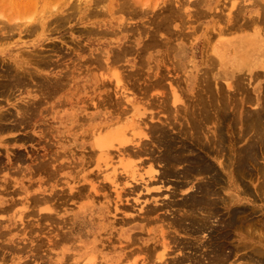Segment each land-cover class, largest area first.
Masks as SVG:
<instances>
[{"label":"bare ground","instance_id":"bare-ground-1","mask_svg":"<svg viewBox=\"0 0 264 264\" xmlns=\"http://www.w3.org/2000/svg\"><path fill=\"white\" fill-rule=\"evenodd\" d=\"M44 1L47 2L49 0H0V10L1 4L8 2L11 5L10 10L18 8L21 12L23 9H25L24 12L30 11L33 4L43 3ZM81 1L78 0L77 3L79 4H76L74 1L71 3L68 0V3L65 5L69 7L54 14L50 12L51 10H46L42 20L36 19L38 23H31L26 20L28 21L27 23L23 19L21 20L25 22V24L21 22L23 25L15 23L12 20V22L6 23V21L1 23L0 41L6 42L8 39L14 38L15 35H21L23 33L31 36L37 33L39 29L41 31L39 33L43 34V37H46L47 34L44 33H55V31H59L60 28L65 27V25L72 21V17L78 16V18L81 17V20H86L87 17L102 16L107 13L101 10V5L103 3L105 4L106 0H92V5L91 3L87 5L84 2L86 4L85 7L81 6ZM123 1L108 0L109 7L105 5L104 7L111 10V13L119 14V12H123L124 14L122 13L121 16L113 17V20H102L97 26L88 21L87 25L92 24L93 26L83 30L87 35L92 36L94 34L114 36V40L111 39L108 42V45L112 47L108 49L103 47L100 49L96 48L95 50L99 51L96 54L94 52L88 53V50L85 48L87 50V56L77 54L78 57L76 61L74 60L73 65L71 63V66L64 65L61 73L57 72L54 76H51L49 74L50 72L48 74H42V72L45 68L52 67L54 70L61 66V63L58 61L61 58L58 60L53 59L55 52L58 50L57 45H59L54 44L56 40L54 43H50L51 45L53 44L52 47L50 46L52 49L47 47L51 51L49 49H40L38 45L40 40H36L30 45H27V43L14 44L15 46H20L19 49L14 51H11V47L14 46H11L9 49L8 45L0 49V53L4 56V58H0V62L2 63L0 64V213L8 211L9 208L11 209L17 203H21L23 206L14 216H8V221L0 219V264H231L235 262H238L237 264H264V207L255 209L248 208L245 203L246 198L243 197L254 194L253 192L250 195L251 187L250 184L248 185V179L255 175L264 178V167L260 164V158L262 159L264 157V82L263 85L260 83V78H264V5L255 11L248 12L245 8L241 11V7H237L239 11L236 10L235 5L237 4H234V9L238 11L234 15L230 13L233 7L232 5L229 9L230 12L228 11L229 13H226L229 15L224 18L227 21L226 24L224 22V24L222 23L223 26L210 28L201 37H198L200 40L203 39V52L200 49L202 45L198 47V43L192 44L194 58L200 55L199 57H201L202 61L201 64L194 61L192 65L197 69V73H195L196 77L194 76L192 79L184 80L181 75L179 78H174L172 75L170 77L169 73L173 72L174 69L173 71H167L166 66L163 67L162 65L161 68L159 64H161L164 55H160V62L158 64L156 62L154 71H152L154 67L150 66L151 59L148 57L145 59L148 48L152 45L162 44L161 46L164 47L169 46L166 38H164L166 40L165 42L157 39V36L159 38L160 35L158 32L165 28L168 22L170 24L178 20V15L176 16L172 12L173 10L162 9L165 7L161 8L160 6L161 10H163L162 17H164L157 24L154 21V27H152L154 30L151 29L152 32L149 31L150 38L146 44L145 42L143 43L146 47L143 46L135 49L139 64L138 67L131 70L133 65L129 64L130 59L128 62L127 55H131L130 52L134 53L132 47H134L135 43L131 42L132 38L130 39L127 34L125 35L128 29L127 25L130 23L129 26L134 28L135 25H131L132 18L137 16H141L142 18L148 12L145 10L142 12V9H139L141 10L139 12L133 8L134 3L132 4V1H137L140 5L142 4L138 0L130 1L132 5ZM56 2H60L59 4H61V1L56 0ZM137 2L135 3L136 8H140L141 6L139 5L138 7ZM58 3L57 6L55 4L53 5L57 9L60 6ZM249 5L247 4V6ZM153 6L155 7V5ZM175 7L178 6L176 5ZM197 7L194 8L197 9ZM210 10V8L206 9V13L204 14L211 15ZM29 11L25 12L26 15L27 13L29 14ZM180 11L178 10L177 12L180 14ZM198 11H196V14ZM216 11L217 9H215ZM21 12H18L20 16ZM212 12L214 13V10ZM223 12L220 14L223 15ZM25 13H22V15ZM39 15L41 17L42 14ZM122 15H125V17ZM219 16L215 17L217 19L223 18ZM0 17L2 18V15ZM12 17L10 16V18ZM199 18L201 19V16ZM231 19L232 22H229ZM186 20L187 18L184 20L185 23L187 22ZM180 21L182 22V20ZM112 22L116 23L111 25ZM193 23L195 24V21ZM219 23L217 24L219 25ZM198 25L201 26V24ZM108 26L112 27L111 31L105 30ZM182 26L180 25V30ZM204 27L206 28V26ZM165 29L163 30L165 31ZM180 30L173 31L172 29V34L176 38H182V40L189 39L193 34L191 32L188 33L189 31L184 33L183 30ZM230 32L235 33L236 36L228 41L223 37L225 33L227 35ZM167 36H169V33ZM193 36L195 35L193 34ZM67 43L73 44L75 42ZM76 43L78 44V42ZM80 45H82V41ZM79 47H77V50ZM62 49L64 48L62 47ZM74 49L76 50V48ZM169 49L171 50V48ZM178 49L181 52L182 47L179 46ZM7 52L10 53L5 58ZM70 52L72 50L69 51V54ZM172 52L169 51L166 54L171 56ZM72 57L71 62L75 59V57ZM186 57L187 52L182 50V53L179 55V63L172 62V64L175 63V66L178 67ZM172 58L170 61H173L175 57L173 56ZM165 59L167 61L168 58ZM87 63H89L88 68H92V70L96 69L98 71L106 68L111 73L112 69L113 71L114 68L117 67V69L111 75L107 74V78L102 75L98 83L96 81L95 88L97 89H93L94 92L96 93L98 89H104L102 91L103 93L97 92L90 100L88 96L85 97L86 100L84 98V102L88 100L91 103L93 102V107H91L93 111L87 114L83 112L84 115L78 117V121L80 122V126L78 127L84 129V131L79 136H77L78 134H69V131L68 134L64 135L58 131L59 128H62L60 127L61 124H55V122L60 123L58 116L59 113H62L60 112L62 109L61 106L60 111L56 110L51 113L55 117L53 120H50L47 116L50 115V110L54 109L55 106L54 108H50V110H46V105L50 103L51 98L53 99L55 95L64 90L71 80H74V78L76 80L79 79V72H83L82 69L86 68ZM124 63H128L127 66ZM218 63L224 68H226L227 64L231 65V72L225 73L227 78L226 81L223 80L225 85H222L223 82L219 83V75L215 72L218 70ZM201 65H204V68L200 69L199 67ZM175 66L173 67L175 68ZM123 67V71L127 72L126 75H123V71L117 72L118 68ZM102 71L98 72L101 74ZM176 71H179V69ZM141 76L143 78L146 76L145 78H148L149 81L147 88H144L146 90L143 91L149 92L150 89L153 90L159 87L162 89L167 88L169 93L163 90L167 93H159L161 96L158 94L159 97L157 96V100L155 99L156 96L152 97L148 94L149 98L146 100L147 103L134 101L132 99L133 97L131 98L127 95L128 89L126 88L127 85L125 82L132 81L133 83V80L140 79ZM245 81L247 82L244 83ZM164 82L168 83L164 84ZM248 86L252 87V91L248 89ZM26 91L29 92L30 96L20 97V94ZM33 93H39L40 96L38 97ZM151 94L153 95L154 93L151 92ZM59 97H61L60 94ZM80 99L79 97L77 102ZM82 99L81 101H83ZM154 100L157 101L156 104ZM71 104L73 105L74 103ZM247 105L253 106V109ZM67 106L65 107L67 108ZM56 107H58L57 104ZM62 107H64V104ZM154 110L158 112H153ZM170 111L174 113L171 114L173 116L165 117L164 119L158 116L161 113L163 116L164 113L167 114ZM161 119H163V124H160ZM48 125L50 126L49 128H47ZM42 126H44L43 130L38 131V128ZM28 128L33 129V133L24 137L27 140L34 139V135H37L41 140H45L48 135H46L47 133L44 130L47 129L49 133L48 140L51 142L46 143V147H52L53 145H57L58 147L52 164L41 162L38 165H34L35 168L33 170L36 173H50L52 179L59 176L58 168H65V164H61L62 157L65 159L66 154L73 155L75 153L74 155H76V152L78 153L79 151H81L78 153L80 156L79 164L81 166L76 165L73 169L83 167L85 168L82 170L83 173L89 166L95 168L87 174L81 175L80 179L84 185L70 187L69 194H61L60 192L61 195H58L56 193L57 200L59 199L60 202L63 201L61 203L63 206H65V201L74 200L79 203V201L86 200L87 204L78 206L79 212L85 210L88 206L98 207L100 210L104 206L107 207V209L103 208L105 212L108 211L107 213L111 214L110 218L100 215L98 222H103L104 218H106L111 221L113 220V222L116 221L117 224L120 219L117 216L121 213L124 217L126 216V219L127 217L130 219V221L127 219L129 223L138 219L142 220V222L148 220L151 223L152 221H160L159 231L156 234L148 231L149 233L146 239L134 237L132 234V239L127 237L130 240L126 243L124 242L126 245L122 243L124 246H116L112 240L114 237H102L101 233H98L91 240H82L81 238L83 237L75 238L77 228L75 221L77 220L74 219L75 224L70 225L68 217L58 218L60 212L55 209L56 206L53 203V197L55 195L50 197H45L46 195L39 196L40 194L31 195L29 192V189H32L31 180H28L27 183L25 181L24 183L23 179H9L14 174V170L19 167L18 162L23 159V153H20L21 149L16 151L15 148H10L9 142L21 140L17 138L19 135L15 136L14 133ZM174 130H177V132L173 133L172 131ZM68 135L71 136L68 137ZM55 137H58V140H55ZM184 140L186 141L184 142ZM71 142L75 143L74 148L68 147ZM152 143H155L158 149H162V153L160 152L154 158L153 155L157 150L156 148H152ZM238 143L240 144L239 146H237ZM144 156L149 159L148 162H152L153 160V162L157 161L162 163L163 169L156 171L154 168L156 163L153 162L152 164L149 162L147 166L145 165L142 168L141 166L145 162L148 163L142 160L146 158ZM36 158L38 159V157ZM136 159L142 160L139 166L136 163ZM55 163L59 165H55ZM181 165L183 166L182 169H180ZM46 173L45 176L47 175ZM32 175L35 176V173L33 174L31 171L30 176ZM42 175L44 176V174ZM33 177H30V179L33 180ZM167 177H174L175 179V185L173 184L175 187L173 186L174 191L172 190L171 197L177 194L176 191L186 189L182 195L183 198L178 200L172 198V200H166L167 202L163 200L162 204L151 208L146 206L149 209H145V206L142 205L144 202H139V199L145 196H141L142 189L146 193H149L153 189L159 190L160 187H156L157 183L160 182V179L165 180ZM255 177L252 179H255ZM263 178H259L258 180H264ZM39 185L38 189L40 187ZM258 185L256 186V192L258 194H255L258 195V200L264 203V181ZM140 188L142 189L140 190ZM106 189L107 191L109 190V193L106 192ZM22 193L25 194L22 199L19 200V196L18 198L16 197L18 201L14 199L16 195H21ZM112 194L113 197L110 199L111 197L109 195L112 196ZM123 196L124 198L127 196L133 197V200L130 199L135 203V206H140L139 210L136 209L135 211L136 213L138 211L137 214L128 213L130 211L128 209V212L123 211L124 208H127L126 206L130 207L127 204L129 199L125 198L126 200H122ZM99 198L100 201L104 199V202L99 203ZM124 201L127 202L125 203L127 205H122ZM157 203L158 201L155 200V204ZM59 204H57V208H59ZM259 211H261V214L258 215ZM139 212L143 213L142 217V213L139 215ZM167 213L168 215H166ZM154 215L157 219H154ZM72 220L73 217L69 219V221ZM90 220L92 221V219ZM113 222L111 223L113 224ZM103 223L102 229L105 230L107 228ZM13 225V228L10 227ZM135 227L137 226L134 224L129 226V228ZM43 228L45 229L44 233L42 232L44 230ZM141 228L145 229L146 226H142ZM14 230H18L17 233H14ZM174 231L182 232L186 237V243L177 241L176 237L173 236ZM87 233L93 235L96 232L91 230ZM135 235H140V233L136 232ZM77 239L82 240L80 245H78L77 242L79 241ZM136 245L138 247H134ZM174 247L175 250L181 251L180 254L182 253V255L175 251L177 254L172 257L171 253ZM187 249L195 250V253L192 254L193 252L191 251V254L187 256L183 253V250L187 251ZM106 250H110L112 255L108 254ZM136 251L146 253V257L142 262L138 263L135 256H132L134 257L133 261L131 258L129 259L133 263L131 261L128 262V256L131 257ZM196 251H201L200 259L196 257ZM124 253L126 254L125 256L123 255ZM192 255L193 257H191Z\"/></svg>","mask_w":264,"mask_h":264},{"label":"rangeland","instance_id":"rangeland-1","mask_svg":"<svg viewBox=\"0 0 264 264\" xmlns=\"http://www.w3.org/2000/svg\"><path fill=\"white\" fill-rule=\"evenodd\" d=\"M55 1V2H54ZM57 1H61V4H59L58 2H56V0H49V1H44L43 3L42 2H39V3H37V4H33L32 6H31V9H30V11H29V14L27 13V15H26V13L25 12H28V11H25L24 12V10L25 9H23L22 10V12L21 11H19L18 10V8L17 9H13V10H10L11 9V5L10 4H8V2H6L5 4H1V10H0V15H2V20L0 21V24L1 23H4V22H6V23H8V22H12V21H15V23H19V24H25V22L24 21H26V20H28L29 22H31V23H38V22H36L37 20H42L43 19V17H44V12L46 11V10H51L50 12H53V14L54 13H57V12H59V11H63V10H65L66 8H68L69 6H67V5H65L66 3H68V0L66 1V0H57ZM63 1V2H62ZM74 1V3H76V4H79V3H77V1L78 0H73ZM73 1L72 0H70V2L71 3H73ZM86 1H88V2H86ZM102 1H105V0H102ZM130 1H132V0H129V2H128V0H124L123 2H126L127 4L129 3V4H131V2ZM140 3L142 2V4L140 5L137 1V5H138V7H139V5L142 7H140V8H136L137 6H136V2H134V1H132V4L135 6H133V8H135L137 11H139V12H141V10H139V9H142V12H144V10L146 11V12H148V13H146L145 14V16L144 17H142L141 18V16L140 17H135V18H132V21H131V25L132 26H134L135 25V27L137 26V27H141V28H135V31H134V28L132 29L131 28V26H129L130 25V23H129V25H127V27H128V29L126 30L127 32H125V35L127 34L128 35V37L131 39V42H134L135 43V45H134V47H132L133 49H132V51L134 50V53H132V52H130L131 53V55L129 54V55H127V58H128V62H129V59H130V62H129V64H132L133 65V68L131 69V70H133V69H135V67H138V62L139 61H137V60H139L138 58H137V53H135L136 51H135V49H138V48H141V47H146V45H144L143 43L145 42V44H146V42H148V40H149V38H150V34H148V33H150V32H152L151 31V29L152 30H154L152 27H154V21H156V24L158 23V22H161L162 21V19H163V17H162V13H163V10H161V8L162 7H165V8H162V9H168V10H173L172 12L177 16V21L176 22H174V23H170L169 24V22H168V24H166V26H165V28L166 27H168V28H163V29H165V31L163 30V29H161V31L160 32H158V34L160 33V35L163 37V35H164V37H163V39H162V37L159 35V38H158V36H157V39L158 40H160V41H168L169 42V46H167V47H164V46H161L162 44H156V46H154V45H152L151 47H149L148 48V51H147V54L145 55V59L148 57L149 59H151L150 60V66H152V67H154L155 66V64H156V62H157V64H158V62H160V55H164L163 57V59L161 60L162 62H161V64H159L160 66L162 65L163 67L164 66H166V69H167V71H173V69H174V73L173 72H171V73H169V75H170V77H174V78H179L180 77V75L181 76H183L182 77V79H184V80H186V79H192V77H194L195 76V73H197V69H195L192 65H193V63H194V61H196V62H198L199 64H201V61H202V59H201V57H199L200 55H198L197 56V54H195L197 57L196 58H194V49H193V45L192 44H195V43H198L199 45H198V47L200 46V45H202V47H200V49H201V51L203 52L204 50H203V39H201L200 40V38L198 39V37H201V35L202 34H204V33H206V30L208 31L210 28H216V27H218V26H223V24H224V22H225V24H226V19H224L227 15H229V14H226V13H229L230 12V7L233 5V7L231 8V12L230 13H233L232 15H234V13H236V12H238L239 11V7H241L240 9H241V11H243L242 9L243 8H245V10L246 11H248V12H252V11H255V10H257V9H259L260 8V6H263L264 5V0H257L256 2H255V0L254 1H252V0H233V1H230V0H189V1H187V0H173V2H172V0L170 1V0H143V1H141V0H138ZM176 1V2H175ZM191 1V2H190ZM193 1H195L194 3H193ZM52 2V3H51ZM88 5V4H90L91 3V5H92V0H82L81 1V6L82 7H85L86 6V4ZM160 2H161V4H160ZM167 2V3H166ZM180 2V3H179ZM200 4H199V3ZM231 2H232V4H231ZM57 3L60 5L59 7H58V9L56 8V6H57ZM103 3V2H102ZM101 3V4H102ZM155 3V4H154ZM159 4V5H157V4ZM163 3V4H162ZM167 4V5H165V4ZM168 3H170V4H168ZM173 3V4H172ZM175 3V4H174ZM179 3V4H178ZM183 5H182V4ZM185 3H186V6H185ZM196 3H198L197 5H196ZM254 3V4H253ZM259 3V4H258ZM56 5V6H53V5ZM100 4V5H101ZM131 4V5H132ZM145 4V5H144ZM172 4V5H171ZM190 4V5H189ZM193 4V6H191ZM221 4V5H220ZM234 4H237V5H235L236 6V10H238V11H236L235 9H234ZM241 4V6H239ZM243 4V5H242ZM247 4L249 5V6H247ZM260 4H262V5H260ZM46 5V6H45ZM104 5L105 6H108L109 7V2H108V0H106V2H105V4L103 3V5H101L100 7L102 8L101 10L102 11H106L107 13L106 14H108V15H106V14H104V15H96V16H92V17H87L86 18V20L84 19V20H81V17L80 18H78V16H75V17H72L71 18V22H69L67 25H65V27H63V28H60V30L59 31H55V33L53 32V33H51V32H49V33H44V34H47V36L46 37H43V34H41V33H39V32H41L40 31V29L37 31V33H34V34H32L31 36L29 35V34H25V33H23V34H21V35H15V37L14 38H12V39H8V40H6V42L5 41H0V49H3L4 47H6L7 45H8V48L10 49V47L11 46H14V47H11V51L13 50H16V49H19V47L20 46H15L17 43L18 44H24V43H27V45H30V44H32L33 42H35L36 40H40V43L38 44L39 45V47H40V49H45V50H47V49H52L51 47L53 46V44L51 45L50 43H54L55 42V40H56V42L54 43V44H59V45H57L58 46V50L59 49H61V50H57L56 52H55V55L53 56V59H56V60H58V59H60L61 58V60H58L59 61V63H61V66L60 67H57V68H55L54 70H53V68L52 67H50V68H45L44 69V71L42 72V74H48V72H50L49 74H51V76L53 75L54 76V74H56L57 72H59V73H61V69L64 67V65H70L71 66V64L73 65L74 64V62L76 61V58L78 57L77 56V54H81L82 56L84 55V56H87L86 54H87V50H88V53L89 52H94L95 54L96 53H98L99 51H97V50H95L96 48H106V49H108V48H110V47H112V46H109L108 44V42L111 40V39H113L114 40V36H112V35H101V34H94L93 36L92 35H87L85 32H83V30L85 29V28H87V27H92L93 25H99V23H100V21H102V20H104V21H109V20H113L114 18L113 17H117V16H121V14L123 13H121V12H119V14L117 15V14H115V13H111V10H109L107 7H104ZM153 5H155V7L153 6ZM157 5V6H156ZM164 5V6H163ZM174 5V6H173ZM178 6V7H175V6ZM180 5V6H179ZM245 5V6H244ZM4 6V7H3ZM53 6V7H52ZM144 6H145V8H144ZM147 6V7H146ZM161 8H160V7ZM193 7V8H191V7ZM198 6V7H197ZM216 6H218V7H216ZM55 7V8H54ZM174 7V8H173ZM181 7H182V9H181ZM185 7V8H184ZM190 7V8H189ZM194 7H197V9L196 8H194ZM210 8L211 10H210V14L211 15H205L204 13H206L205 11H206V9H208V8ZM220 7V8H219ZM238 7V8H237ZM34 8V9H33ZM47 8H49V9H47ZM105 10H104V9ZM147 8V9H146ZM180 11V14H181V16H180V14H179V12H177L178 10ZM184 8V9H183ZM35 10V11H33V10ZM195 9H196V11H198V9H200L198 12H197V14H196V11H195ZM215 9H217V11L215 12ZM27 10V9H26ZM52 10H56V11H52ZM174 10H177V11H174ZM184 10V11H183ZM204 10V11H203ZM214 10V13L212 12ZM223 10H224V12H223ZM235 12H234V11ZM8 12V14H7V12ZM161 12L160 14H159V12ZM183 11V12H182ZM192 11H194V12H192ZM223 12V15L222 14H220V13H222ZM229 11V12H228ZM18 12H21V16H20V14L18 13ZM33 12V13H32ZM87 12V11H86ZM192 12V13H191ZM201 12H203V13H201ZM16 13V14H15ZM22 13H25L24 15H22ZM138 13V12H137ZM156 13V14H155ZM218 15H217V14ZM39 14H42L41 15V17H39L40 15ZM84 14V13H83ZM124 14V13H123ZM156 15V17L157 16H159V17H161V18H159V17H154L155 15ZM158 14V15H157ZM182 14H184V15H182ZM190 14V15H189ZM198 14H199V17L201 16V19L198 17ZM202 14V15H201ZM212 14H214L215 16H219V17H223L222 19H223V21H221L222 19H217L214 15L212 16ZM225 14V15H224ZM14 15V17H12ZM16 15V16H15ZM18 15V16H17ZM26 15V16H25ZM33 15V16H32ZM39 15V16H38ZM106 15V16H105ZM111 15V16H110ZM113 15V16H112ZM116 15V16H115ZM192 15H194V16H196V17H192ZM10 16L12 17V18H10ZM23 16V17H22ZM81 16H83V15H81ZM122 16H124L125 17V15H122ZM129 16V15H128ZM183 16H184V18H183ZM205 18H204V17ZM3 17H4V20H3ZM8 17V18H7ZM152 17V18H151ZM187 18V22L185 23V19ZM191 17V18H190ZM9 18H10V20H9ZM25 18V19H24ZM75 18V19H74ZM84 18V17H83ZM126 18H127V14H126ZM131 18V17H130ZM151 18V19H150ZM155 18V19H154ZM159 18V19H158ZM180 18H182V19H180ZM17 19V20H16ZM24 20V21H21V20ZM37 19V20H36ZM198 19V20H197ZM12 20V21H11ZM19 20V21H18ZM152 21V22H150V21ZM180 20H182V22L180 21ZM191 20V21H190ZM197 20V21H196ZM18 21V22H17ZM28 21H26L27 23H28ZM91 22V23H93V25L91 24V25H87V22ZM99 21V22H98ZM150 22V24H149V22ZM195 21V24L193 23V22ZM22 22V23H21ZM182 23V24H180V23ZM197 22H198V24H201V26L200 25H198L197 24ZM221 24H220V23ZM229 22H232V19L229 21ZM116 22H112L111 23V25L112 24H115ZM185 23V24H184ZM217 23H219V25L217 24ZM223 23V24H222ZM22 24V25H23ZM172 24V26H170ZM192 26H191V25ZM194 24V25H193ZM217 26H216V25ZM2 25V24H1ZM102 25V24H101ZM139 25V26H138ZM149 25V26H148ZM180 25L182 26V29L181 30H183V32L185 33V32H188V33H193L195 36H193V34H192V36L188 39H184V40H182V38H176L173 34H172V29H173V31L174 30H180ZM190 26V27H189ZM199 28H198V27ZM204 26H206V28L204 27ZM80 28V29H78V28ZM95 27V26H94ZM146 29H144V28ZM186 27V28H185ZM204 27V28H203ZM81 28H83V29H81ZM112 27L111 26H108V28L107 29H105V30H108V31H111L112 29H111ZM142 28H143V30H142ZM185 30H184V29ZM190 28H192V29H190ZM197 28V29H196ZM203 28V29H202ZM208 28V29H207ZM130 29H132V31H130ZM170 29H171V31H170ZM79 30H82V31H79ZM104 30V32H106ZM147 30H148V32H147ZM167 30V31H166ZM180 30V31H181ZM196 30V31H195ZM199 30V31H198ZM103 31V30H102ZM134 31V32H133ZM141 31V32H140ZM150 31V32H149ZM81 32V33H80ZM140 32V33H139ZM143 32V33H142ZM162 32V33H161ZM196 32V33H195ZM145 33V34H144ZM168 33H169V36H167L168 35ZM81 34H83V35H81ZM166 34V35H165ZM24 35H26V36H24ZM27 35H29V36H27ZM42 35V36H41ZM142 35H143V37H142ZM105 36V37H104ZM149 36V37H148ZM236 36V34L235 33H233V32H230V33H227V35H226V33H225V35H224V37L223 38H225V39H227L228 41H230V40H232L234 37ZM21 37V38H20ZM148 37V38H147ZM168 37H170V38H168ZM174 37V38H173ZM193 37V38H192ZM101 38V39H100ZM142 38H143V40H142ZM164 38H166V40L164 39ZM168 38V39H167ZM174 39V41H173V39ZM193 40H192V39ZM190 39H191V41H190ZM72 40V41H71ZM74 40V41H73ZM66 41V42H65ZM81 41H82V45H80L81 44ZM143 41V42H142ZM172 41V42H171ZM4 42H5V44H4ZM65 42V43H64ZM67 42H71V43H73V42H75V43H73V44H68ZM76 42H78V44L76 43ZM170 42H171V45H170ZM190 42V43H189ZM159 43V42H158ZM173 43V44H172ZM15 44V45H14ZM78 47V46H80L79 48H78V50H77V47L75 46V45ZM143 44V45H142ZM64 45V46H63ZM73 47H72V46ZM129 45H132V44H129ZM159 45V46H158ZM45 46V47H44ZM51 46V47H50ZM83 46H84V48H83ZM179 46H181L182 47V50H184V51H186L187 52V57L186 58H184L183 59V61H181V64H179V66L177 67V66H175L176 64L175 63H179V61H180V58H179V55L182 53V50H181V52H180V49H178L179 48ZM47 47H49V48H47ZM62 47L64 48V49H62ZM72 47V48H71ZM155 47V48H154ZM164 47V48H163ZM28 48V47H27ZM31 49H33L32 47H30ZM69 48V49H68ZM71 48V49H70ZM74 48H76V50L74 49ZM81 48V49H80ZM85 48L87 49V50H85ZM151 48V49H150ZM169 48H171V50L169 49ZM49 49V50H50ZM75 51H78V52H75ZM153 49V50H152ZM169 49V50H168ZM176 49V50H175ZM70 50H72V52H70V54H69V51ZM83 50H84V52H83ZM164 50V51H163ZM166 50V51H165ZM168 50V51H167ZM10 51V52H11ZM51 51V50H50ZM66 51H67V53H66ZM153 51V52H152ZM169 51H173L172 52V54H171V56L168 54H166L167 52H169ZM9 52V53H10ZM58 52V53H57ZM60 52H61V54H60ZM75 52V53H74ZM83 52V53H82ZM9 53L7 52L6 53V55H5V58H6V56L7 55H9ZM69 56H67L66 54ZM72 53V54H71ZM63 54H64V56H63ZM166 54V55H165ZM75 55V56H74ZM202 55V54H201ZM62 56V57H61ZM71 56H73V57H75V59H73V62H71L72 61V59H71ZM175 57L174 58V60L173 61H170V59L172 58V57ZM67 57V58H66ZM72 57V58H73ZM169 57H171V58H169ZM0 58H4V56H3V54H1L0 53ZM165 58H168L167 59V61H166V59ZM173 59V58H172ZM191 59V60H190ZM75 60V61H74ZM164 60V61H163ZM65 61V62H64ZM63 62V63H62ZM170 62V63H169ZM172 62H175V63H173L172 64ZM71 63V64H70ZM163 63V64H162ZM164 63H165V65H164ZM0 64H2L1 62H0ZM127 64L128 63H124V65H126L127 66ZM168 66H167V65ZM175 66V68L172 66ZM121 65V64H120ZM123 65V64H122ZM88 66H89V63H87L86 64V68H84V69H82V71L83 72H79L80 74H79V79L78 80H76L75 78H74V80H71L69 83H68V86L64 89V90H62L61 92H59L57 95H55V97H53V99L51 98V100L49 101L50 103L48 104V105H46V110L47 109H49L50 110V108H54V106H55V108L54 109H52V110H50L49 112H50V115H48L47 116V118L48 119H50V120H53V118L55 117V115H53V114H51L52 112H55L56 110H59L60 111V109L62 108V109H64V107L66 106V105H68L67 106V108L65 107V109L64 110H62L61 109V111L60 112H62V113H59V116H58V121L60 122V123H56L55 122V124H61L60 125V127H62V128H59V132L60 133H62V134H64V135H66V134H68V131H69V134L70 133H72V135L74 134V135H76V134H78L77 136H79V134L82 132V131H84V129H82V128H80V127H78V126H80L79 124H80V122L78 121V117H82L83 115H84V113L83 112H85V114H87V113H90V112H92L93 111V108H91V107H93L92 106V103H91V101H89L90 100V98H92V97H94L95 96V94L98 92V93H101L104 89H98V91L95 93L94 92V90L93 89H97V88H95V84H96V81H97V83H98V81H99V79H100V77H102V75H103V77H106V76H108V75H111V73H114V71H116V69H117V67L116 68H114V71H113V69L111 70L112 72L110 73L109 72V70H107L106 68H104L105 69V71H107V72H105L104 71V69H101V70H98V71H102L101 72V74H100V72H98L96 69H93L92 70V68H88ZM162 66H161V68H162ZM169 66H170V68H169ZM171 66H172V68H171ZM188 66V67H187ZM0 67H1V65H0ZM151 67V68H152ZM176 67H177V69H179V71H176L177 69H176ZM169 68V69H168ZM200 69H202V68H204V65H201L200 67H199ZM87 69H89V71H87ZM122 69V70H121ZM123 69H124V67L123 68H118V70H117V72H120V71H123ZM217 71H215V72H217L218 73V75H219V83H222V85H225V82L224 81H226V76H225V73L226 72H231V65L230 64H227L226 65V68H224V67H221L220 66V64L218 63V65H217ZM50 70V71H49ZM155 70V67H154V69L152 70V71H154ZM64 71V70H63ZM104 72V73H103ZM163 72V71H162ZM179 74H178V73ZM97 73H98V75H97ZM126 71H123V75H126ZM181 73V74H180ZM108 74V75H107ZM176 74V75H175ZM183 74V75H182ZM184 74H185V76H184ZM200 74V73H199ZM101 75V76H100ZM168 75V76H169ZM172 75V76H171ZM176 77H175V76ZM178 75V76H177ZM99 78H98V77ZM146 76H144V78H145ZM196 77V76H195ZM107 78V77H106ZM142 76H141V78L140 79H137V80H139V81H137V80H133V83H132V81H130V82H125V84L127 85L126 86V88L128 89V92H127V95H129V97H133L132 99L134 100V101H139V102H141V103H144V102H146L147 103V101L146 100H148V98H149V96L151 95L152 97H154V96H156V100H157V96L159 97V95L161 96V94L162 93H169V90H167V88L166 89H162V88H159V87H156L155 89H150V93L149 92H146V91H143V90H146V89H144V88H147V84H149V81H148V78H145L144 79ZM141 79H143V80H141ZM221 79V80H220ZM146 80V81H145ZM224 80V81H223ZM109 81V80H108ZM137 81V82H136ZM145 81V82H144ZM199 81V80H198ZM259 81V80H258ZM143 82V83H142ZM147 82V83H146ZM169 82V81H168ZM168 82H164V84H167ZM247 81H245L244 83H246ZM263 82H264V78L262 77V78H260V83L263 85ZM137 84V85H135V84ZM256 83V82H255ZM134 84V85H133ZM144 84H145V86H144ZM141 85V86H140ZM175 85V84H174ZM134 86H136V87H134ZM144 86V87H143ZM133 87H134V89H133ZM131 88V89H130ZM141 89V90H140ZM158 89V90H157ZM161 89H162V91H161ZM197 89V88H196ZM248 89H251V91H252V87L251 86H248ZM27 90H29V89H27ZM137 90H139V91H137ZM163 90H165V91H167V92H164ZM154 91V92H153ZM157 93H156V92ZM196 91V90H195ZM139 92V93H138ZM143 92H146V93H143ZM151 92L152 93H154L153 95L151 94ZM103 93V92H102ZM143 93V94H142ZM156 93V94H155ZM159 93H161V94H159ZM16 94H18V93H16ZM34 95H36V96H40V94L39 93H33ZM59 94L61 95V97H59ZM79 94V95H78ZM145 94V95H144ZM148 94H149V96H148ZM159 94V95H158ZM147 95V96H146ZM23 96H30L29 95V92L28 91H26V92H22L21 94H20V97H23ZM86 96H88L89 97V100L88 101H86V102H84V98L86 97ZM144 96V97H143ZM79 97L83 100V101H81V99L80 100H78V102H77V99H79ZM143 97V98H142ZM146 97V98H145ZM65 98H66V100H65ZM145 98V99H144ZM63 99V100H62ZM74 99V100H73ZM151 99V98H150ZM85 100H86V98H85ZM156 100H154V102H155V104L157 103V101ZM62 101V102H61ZM81 101V102H80ZM65 102V103H64ZM76 102H77V104H76ZM80 102V103H79ZM59 103V104H58ZM71 103H74L73 105L71 104ZM56 104H57V106L58 107H56ZM63 104H64V107H62L63 106ZM76 105V106H75ZM91 105V106H90ZM60 106H61V108H60ZM90 106V107H89ZM248 107L249 106H251V105H247ZM49 107V108H48ZM87 108V109H86ZM68 109V110H67ZM251 109H253V106H251ZM157 110H158V108H157ZM109 111H111L110 109H109ZM159 111V110H158ZM158 111H156V110H154L153 112H158ZM171 112V111H170ZM167 112V114L166 113H164L163 114V116H162V113L160 114V115H158L160 118H165V117H170V116H173V115H171V114H174L173 112ZM169 115V116H168ZM114 118V117H113ZM144 118V117H143ZM138 119V118H137ZM163 119H161V123L160 124H163ZM113 120H115V119H113ZM156 120H158V119H156ZM158 124V123H157ZM47 125V124H46ZM46 125H45V127H46ZM87 125V124H86ZM85 125V126H86ZM53 126L55 127V128H57V126L56 125H54L53 124ZM50 126L48 125L47 126V128H49ZM78 127V128H77ZM43 128H44V126H42V127H39L38 128V131H41V130H43ZM73 128H75V129H73ZM78 130H77V129ZM170 128V127H169ZM46 129V128H45ZM69 129V130H68ZM171 129V128H170ZM56 130V129H55ZM73 130H74V132H73ZM86 130V129H85ZM44 131H46V135H48V137H49V133L47 132L48 130L46 129V130H44ZM65 132V133H64ZM67 132V133H66ZM173 133L174 132H177V130H174V131H172ZM33 133V129H26V130H19V131H16L15 133H14V135L15 136H18L17 138L18 139H21V140H16V141H13V142H9V147L10 148H15L16 149V151H19V149H21L20 150V153L22 154V157H23V159L21 160V161H19V162H21V163H19L18 162V164H19V167H17L16 168V170H14V174L13 175H11L10 176V178L9 179H11V180H13L14 178H16V179H23V181H24V183H25V181H26V183L28 182V180H31V185H32V189H29V192L31 193V195L33 194H40L39 196H45V197H47V196H54L53 197V203H55V209H57V210H59L58 212H60L59 213V215H58V218L59 219H61V217H68V222H69V224L71 225V224H75L76 226H77V228H76V232H75V238H80V237H83V238H81L82 240H85V239H87V240H91V239H93V237L94 236H96V235H98V233H101L102 234V237H104V236H107V237H114L112 240L114 241H112L114 244H116V246H124V245H126L125 243L127 242V241H129L130 239H132L131 238V235L133 234V236L134 237H141V238H143V239H146L147 238V234L149 233V232H152V233H154V234H156V232L157 231H159V226L161 225V222L160 221H158V222H153L152 221V223H151V221L149 222L148 220H146V222H142V220H140V219H138V220H135V221H132V223H129V221H130V219H128V217H127V219L129 220H127L126 219V216L124 217L123 216V214L121 215V213L117 216V218H120L119 219V222L116 224V221L115 222H113V220L111 221L110 219H106V218H104V220H103V222H98V220H99V216L100 215H103L104 217H108V218H110V215L111 214H108L107 212L108 211H106L105 212V210L104 209H107V207H102L101 205V207H102V209L100 210L98 207H96V208H94L93 206H88L85 210H83V211H81V212H79L78 211V206H80V205H83V204H87V201L86 200H82V201H79V203L78 202H75L74 200H69V201H65L64 203H65V206H63L61 203L63 202H60V200L58 199L57 200V194L58 195H61L62 193L63 194H69L70 192H69V188L70 187H80V186H82V185H84V183L82 182V180L80 179V177H81V175L82 174H87L89 171H91L94 167L92 166H89V168H87L85 171H83V173H82V170L83 169H85V168H83V167H78L77 169L75 168V169H73V167H76V165L78 166V165H80L79 163H80V156H79V152H81V151H79V149H78V153L76 152V155H72V154H66L65 155V159H64V157H62V161H61V164L62 165H64L65 164V168L64 169H62V168H58V170H59V176H56V177H54L53 179H52V176L50 177V173H46V172H39V173H36L34 170H33V168H35V166L34 165H38V163H41V162H48V163H53V159L55 158V156H56V150H57V145H53L52 147H46V143H50L51 141H49L48 139V137H46V139L45 140H41V139H39V137L37 136V135H34V139H26V138H24L26 135H31ZM71 135H68V137H70ZM20 137H22V138H20ZM75 137V136H74ZM182 139H184V138H182ZM30 140V141H29ZM34 140V141H33ZM38 140V141H37ZM55 140H58V137H55ZM37 141V142H36ZM48 141V142H47ZM179 141V140H178ZM186 140H184V142H185ZM17 142H19V143H17ZM22 142H24V143H22ZM38 142H40L39 144H38ZM42 142V143H41ZM44 142V143H43ZM79 142V141H78ZM188 142V141H187ZM86 145H88V144H86ZM180 145V144H179ZM240 144L238 143L237 144V146H239ZM14 146V147H13ZM68 147L69 148H74L75 147V143H70L69 145H68ZM152 148H156V152H157V154H156V152L154 153V155H153V158L156 156V155H158L160 152L162 153V149L160 150V149H158L157 147H156V144L155 143H152ZM28 150V151H27ZM30 152V153H29ZM25 154V155H24ZM33 154V155H32ZM51 154H52V156H51ZM78 154V155H77ZM37 155V156H36ZM36 157H38V159L36 158ZM50 159H52V160H50ZM144 157H146V156H144ZM143 157V158H144ZM147 158V157H146ZM142 159V160H144V161H147L148 162V158L147 159ZM40 159V160H39ZM264 157H262V159L260 158V164L264 167ZM27 160V161H26ZM38 160V161H37ZM46 160V161H45ZM49 160V161H48ZM142 160H138V159H136V163L138 164V166L140 165V161H142ZM40 161V162H39ZM151 164H152V162H153V160H152V162L151 161H149ZM149 162L148 163H146L145 162V164H143L141 167L143 168V167H145V165L147 166V164H149ZM153 163H156L155 165H154V168L156 169V171H160V170H162L163 168V164L162 163H159V162H153ZM158 163V164H157ZM75 164V165H74ZM55 165H59V164H57V163H55ZM67 165V166H66ZM216 165H218V164H216ZM81 166V165H80ZM182 165L180 166V169H182ZM20 168V169H19ZM68 168V169H67ZM72 169V170H71ZM95 169V168H94ZM50 170H51V167H50ZM61 170V171H60ZM19 172V173H17V172ZM31 171L33 172V174L35 173V176L34 175H32V176H30V173H31ZM74 171V172H73ZM45 173L47 174L46 176H45ZM80 173V174H79ZM18 174H19V176H18ZM29 174V175H28ZM42 174H44V176L42 175ZM26 175V176H25ZM79 175V176H78ZM34 176V177H33ZM64 176V177H63ZM256 176V177H255ZM255 176H253L252 178H254L255 177V179H252V178H250V179H248L247 181H248V185L250 184V195H252L253 194V192H254V194L252 195V196H249V195H246V196H243V197H245L246 198V200H245V203H246V205H247V207L248 208H251V209H255V208H258V207H264V203H261L259 200H258V193L256 192V186L258 185V184H261L264 180H262V179H260V180H258L259 178H263V177H259L258 175H255ZM30 177H33V180L32 179H30ZM61 177H63V178H61ZM79 177V178H78ZM50 178H51V180H50ZM59 178V180L57 181V179ZM169 178V179H168ZM47 179V180H46ZM81 181H80V180ZM264 179V178H263ZM78 180V181H77ZM166 180V181H165ZM165 180H162V179H160V182H158L157 183V185H156V187H160V189L159 190H155V189H153V190H151L149 193H146L142 188H140V190L142 189V193H141V196H143V195H145L144 197H141L140 199H139V202L141 203V202H144L142 205L143 206H145V209H149V208H151V207H154V206H158L159 204H162L163 203V200H165V202H167L166 200H172V198L173 199H176V200H178V199H182L183 197H182V195L184 194V190H186V189H182V190H180V191H176V193L178 194H176L177 195V197H176V195H174V197H171V194H172V192L174 191V185H175V183H174V181H175V179H174V177H167ZM172 182H171V181ZM252 180V181H251ZM255 180V181H254ZM253 181H254V183H253ZM260 181V182H259ZM39 182H41V183H38ZM44 182V183H43ZM47 182H48V184H47ZM71 182V183H70ZM259 182V183H258ZM35 183H36V185H35ZM46 183V184H45ZM29 184V183H28ZM174 184V185H173ZM37 187H35V186ZM38 185L40 186L39 187V189H38ZM43 187H42V186ZM174 186V187H173ZM191 186V185H190ZM259 186V185H258ZM35 187V188H34ZM43 188V189H42ZM185 188V187H184ZM187 188V187H186ZM49 191H48V190ZM254 189V190H253ZM55 190V191H54ZM75 190H77L76 188H75ZM173 190V191H172ZM55 194H54V193ZM59 192V193H58ZM60 192H61V194H60ZM66 192V193H65ZM74 192H76V191H74ZM106 192H108L109 193V190L107 191V189H106ZM186 192V191H185ZM57 193V194H56ZM111 193V192H110ZM255 193H257V194H255ZM102 194H103V191H102ZM18 196H19V198H18ZM25 196V194L24 193H22L21 195H16L15 197H14V199H16L17 200V198L20 200V199H22L23 197ZM100 196H101V194H100ZM110 197V199H112V197H113V194H112V196L111 195H109ZM256 196V197H255ZM17 197V198H16ZM103 197V196H102ZM253 197H255V198H253ZM54 198H56V199H54ZM98 198V197H97ZM126 199H129V201H128V203L126 202V201H124L123 203H122V205H130V207L129 206H126L127 208L125 209H123V211L125 210V212H128V210H130V211H132V212H128V213H132V214H137L138 213V211H137V213L135 212L136 211V209L137 210H139V207L140 206H135V203H133V197L131 196H127V197H125ZM124 198V196L122 197V200H124L125 199ZM132 200H131V199ZM169 198V199H168ZM125 199V200H126ZM56 200V201H55ZM106 200H108V199H106ZM105 200V201H106ZM147 200V201H146ZM155 200H157L158 201V203L157 204H155ZM161 200H162V202H161ZM255 200V201H254ZM18 201V200H17ZM55 201V202H54ZM98 201H99V203H101V202H104V199L102 200L101 199V201H100V198L98 199ZM154 201V202H153ZM68 202V203H67ZM107 202V201H106ZM146 202V203H145ZM58 203H60L59 204V208H57V204ZM125 203H127V204H125ZM18 204V203H17ZM15 205L14 207H12L11 209L9 208V210L8 211H6V212H2V213H0V219H3L4 221H8L9 220V217L8 216H10V217H12V216H14V214L17 212V211H19V210H21V208H23V206H22V204L20 203V204H18V205ZM106 204V203H105ZM137 205H139L138 203H136ZM151 204V205H150ZM153 204V205H152ZM70 205V206H69ZM131 206H132V208H135V209H133L134 210V212H133V210H132V208H131ZM146 206H148V207H146ZM75 207V208H74ZM130 209H129V208ZM74 208V209H73ZM104 208V209H103ZM62 209V210H61ZM121 209V210H122ZM128 209V210H127ZM10 211V212H9ZM62 211H64V212H62ZM122 211V212H123ZM143 212V211H142ZM141 212V213H142ZM263 212H264V209H263ZM140 212H139V215L141 214ZM144 213V212H143ZM143 213L141 214V217L143 216ZM77 214V215H76ZM259 214H261V211H259V213H258V215ZM166 215H168V213L166 214ZM70 216V217H69ZM72 217H73V220L72 221H69V219H72ZM124 217V218H123ZM95 218V219H94ZM74 219H76L77 221H75V223H74ZM90 219H92V221L90 220ZM123 219V220H122ZM154 219H157V218H155V215H154ZM153 219V220H154ZM95 220H97V221H95ZM121 220V221H120ZM127 220V221H126ZM111 222H113V224L111 223ZM123 222V223H122ZM126 223V225H125V223ZM102 223L104 224V225H106V228L107 229H105V230H103L102 229ZM122 223V224H121ZM129 223V224H128ZM78 224V225H77ZM136 225L137 227H135V228H129V226H131V225ZM147 224V225H146ZM149 225V226H148ZM142 226H146V228L144 229H142L141 227ZM148 226V227H147ZM10 227H14V225L13 226H10ZM44 227V226H43ZM150 227V228H149ZM44 229V228H43ZM49 229H50V227H49ZM147 229V230H146ZM2 230V229H1ZM4 230V229H3ZM91 230H93V232L95 231L96 233L95 234H93V235H90V234H88L87 232L88 231H91ZM143 230V231H142ZM151 230V231H150ZM17 231L18 230H14V233H17ZM144 231H146V233H144ZM149 231V232H148ZM43 233L45 232V229L42 231ZM136 232H139L140 233V235H135L136 234ZM103 233H104V235H103ZM115 233V234H114ZM173 236L174 237H176V239H177V241H179V242H181V243H186L185 241H186V237H185V235L182 233V232H176V231H174L173 232ZM113 235H115V236H113ZM176 235V236H175ZM35 236V235H34ZM130 237V239L128 240V238ZM181 240H180V239ZM19 239V238H18ZM81 239H77V241H79V242H77L78 243V245H80V242L82 241ZM179 239V240H178ZM185 239V240H184ZM182 240H183V242H182ZM118 241V242H117ZM122 241V242H121ZM116 242V243H115ZM125 242V243H124ZM120 243V244H119ZM124 245H123V244ZM119 244V245H118ZM173 245V244H172ZM134 247H138V245H136V246H134ZM181 248V247H180ZM135 249V248H134ZM173 252V254L171 253V256L172 257H174L177 253L175 252V251H177V250H175V247L173 248V250H172ZM190 251V252H189ZM191 251L193 252L192 254H194L195 253V250H190V249H187V251H185V250H183V253H185L187 256L188 255H190L191 254ZM203 251V250H202ZM106 252H108V254H110V255H112V252L110 251V250H106ZM178 252V254H180V252L179 251H177ZM197 252V251H196ZM200 252V253H199ZM199 252H197L195 255H196V257L198 258V259H200L201 257H200V254H202L201 253V251H199ZM138 253V254H137ZM175 253V254H174ZM124 256L126 255L125 253L123 254ZM145 255V256H144ZM180 255H182V253L180 254ZM198 255V256H197ZM132 256H135V258L138 260H136L138 263L139 262H142V260L146 257V253H144V252H142V253H140L139 251H136V253L135 254H132L131 255V257H129L128 256V258L127 259H129V258H131V260L133 261V259H134V257H132ZM201 256H203V255H201ZM170 257V256H169ZM191 257H193V255L191 256ZM126 260V259H125ZM130 259L128 260V262L129 261H131ZM131 261V262H132ZM135 261V262H136ZM130 262V263H131ZM133 263V262H132ZM238 263V262H237ZM236 262L235 263H231V264H237ZM152 264V263H151Z\"/></svg>","mask_w":264,"mask_h":264}]
</instances>
